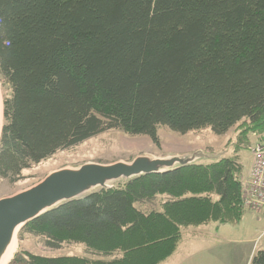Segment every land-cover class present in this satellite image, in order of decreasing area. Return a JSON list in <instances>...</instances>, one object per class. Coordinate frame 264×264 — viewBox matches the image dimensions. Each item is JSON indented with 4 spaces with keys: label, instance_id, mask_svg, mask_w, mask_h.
I'll return each mask as SVG.
<instances>
[{
    "label": "trees",
    "instance_id": "1",
    "mask_svg": "<svg viewBox=\"0 0 264 264\" xmlns=\"http://www.w3.org/2000/svg\"><path fill=\"white\" fill-rule=\"evenodd\" d=\"M0 76L9 86L0 179L108 131L149 137L247 120L264 133V0H0ZM259 142H264V134ZM238 157L130 180L65 203L22 234L86 257L12 264H161L182 230L240 222ZM166 197L162 211L137 205ZM250 264H264V249Z\"/></svg>",
    "mask_w": 264,
    "mask_h": 264
},
{
    "label": "rangeland",
    "instance_id": "2",
    "mask_svg": "<svg viewBox=\"0 0 264 264\" xmlns=\"http://www.w3.org/2000/svg\"><path fill=\"white\" fill-rule=\"evenodd\" d=\"M0 88L3 103L10 96L9 86L5 84L0 76ZM3 125H5V120ZM264 133L253 132L252 126L247 120L237 124L229 133L223 136L215 135L211 129H202L182 135L172 132L168 128L158 130L159 145L146 136L133 137L119 131H108L96 138L57 153L52 158L33 165L30 169L23 171L21 180L17 183L0 179V200L12 197L20 192L28 190L42 182L49 174L66 169H77L88 163L109 165L119 161L132 162L134 158L141 155L153 158H167L169 156H184L202 151L213 157L220 156L216 160L198 161L196 164H209L223 158L238 157L243 165L242 174L239 178L246 177L252 162V148L259 142ZM190 165V166H192ZM127 182L115 184L123 185ZM166 197H159L153 203L137 205V208L146 214L162 211ZM218 225L211 223L198 228L200 231L208 232L216 229ZM222 234L220 243L229 238L236 244H243L254 248V251L264 249V214H259L245 209L239 223L230 224L221 228ZM23 230V229H22ZM19 231L17 252L9 264L15 259L23 258L25 254H32L41 257H86L94 260V256L87 253L85 246L65 242L60 250H51L46 247V241L42 237L23 235ZM184 237V236H183ZM208 236L192 240L199 243H208ZM226 238V239H225ZM190 238H184V242Z\"/></svg>",
    "mask_w": 264,
    "mask_h": 264
},
{
    "label": "water",
    "instance_id": "3",
    "mask_svg": "<svg viewBox=\"0 0 264 264\" xmlns=\"http://www.w3.org/2000/svg\"><path fill=\"white\" fill-rule=\"evenodd\" d=\"M4 120V103L0 88V142ZM219 158L220 156L213 157L202 151L167 158L141 155L129 163L124 161L109 165L88 163L77 169L55 171L34 187L0 200V260L17 230L18 235L27 224L65 203L102 190H111L117 183L148 175H162L189 167L198 161Z\"/></svg>",
    "mask_w": 264,
    "mask_h": 264
},
{
    "label": "crops",
    "instance_id": "4",
    "mask_svg": "<svg viewBox=\"0 0 264 264\" xmlns=\"http://www.w3.org/2000/svg\"><path fill=\"white\" fill-rule=\"evenodd\" d=\"M222 227L224 226L218 225L216 229L208 232L198 230L199 227L183 229L177 250L161 264H250L259 250L254 251V248L236 244L234 240H229V238L222 239L227 243L218 242L221 241V236H223ZM203 236L209 237L206 238L208 243L197 244L192 241ZM187 237L191 241L184 242V238Z\"/></svg>",
    "mask_w": 264,
    "mask_h": 264
},
{
    "label": "built area",
    "instance_id": "5",
    "mask_svg": "<svg viewBox=\"0 0 264 264\" xmlns=\"http://www.w3.org/2000/svg\"><path fill=\"white\" fill-rule=\"evenodd\" d=\"M242 200L245 209L264 214V142L252 148V162L242 181Z\"/></svg>",
    "mask_w": 264,
    "mask_h": 264
},
{
    "label": "bare ground",
    "instance_id": "6",
    "mask_svg": "<svg viewBox=\"0 0 264 264\" xmlns=\"http://www.w3.org/2000/svg\"><path fill=\"white\" fill-rule=\"evenodd\" d=\"M17 232L18 230L15 232L10 245L7 247L5 253L2 255L0 264H9L14 258L18 248Z\"/></svg>",
    "mask_w": 264,
    "mask_h": 264
}]
</instances>
